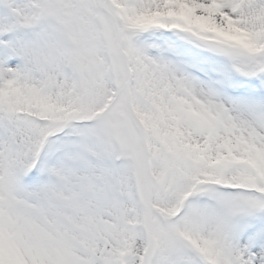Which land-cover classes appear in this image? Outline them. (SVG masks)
<instances>
[{
  "label": "snow or ice",
  "instance_id": "snow-or-ice-1",
  "mask_svg": "<svg viewBox=\"0 0 264 264\" xmlns=\"http://www.w3.org/2000/svg\"><path fill=\"white\" fill-rule=\"evenodd\" d=\"M0 264H264V0H0Z\"/></svg>",
  "mask_w": 264,
  "mask_h": 264
}]
</instances>
